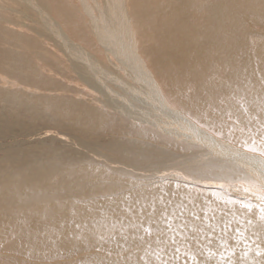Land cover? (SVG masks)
<instances>
[{
  "label": "bare ground",
  "instance_id": "bare-ground-1",
  "mask_svg": "<svg viewBox=\"0 0 264 264\" xmlns=\"http://www.w3.org/2000/svg\"><path fill=\"white\" fill-rule=\"evenodd\" d=\"M25 1L33 7L30 15L41 21L42 29L36 25L39 32H51L60 48L67 49L82 79L107 96L112 105L132 118L153 122L164 133L201 143L220 157L234 159L264 184V29L256 31L250 21L264 28V0H94L88 10H99L100 14L94 27H89L126 67L128 79L124 81L91 52L94 41L75 36L84 38L82 42L89 48L68 38L61 20L54 18L52 2ZM127 17L138 31L141 56L126 42ZM155 72L161 79L155 78ZM91 75L101 77L103 86ZM104 76H109L108 80ZM161 81L182 111L174 110L161 94ZM109 82L120 86L119 90H113ZM125 86L131 93H120ZM61 112L75 122L73 109ZM94 118L90 115L81 120L80 130L96 133L107 129L101 119ZM132 127L123 121L114 129L133 131ZM37 172L20 177L18 188L14 177H9L10 187L0 193V247L24 260L58 256L64 261L89 251L81 263L68 264H190V255L199 251V264H229L225 255L232 251V241H241V236H234L256 220H246L242 215L249 222L240 223L247 227L239 225V229L232 225L239 219L232 212L233 205L217 201L205 209L197 202L182 203L167 196L151 202L134 191L107 201L101 208L92 203L78 204L73 192H84L86 181L64 171ZM8 183L9 179H0V185ZM203 241L211 244L208 249L213 252ZM173 242L178 253H157L160 245L167 243V248H172ZM218 242L223 247H216ZM183 248L190 250L181 253ZM215 252L222 254L216 256Z\"/></svg>",
  "mask_w": 264,
  "mask_h": 264
},
{
  "label": "rangeland",
  "instance_id": "rangeland-1",
  "mask_svg": "<svg viewBox=\"0 0 264 264\" xmlns=\"http://www.w3.org/2000/svg\"><path fill=\"white\" fill-rule=\"evenodd\" d=\"M48 2H52L54 18L57 21L61 20L68 38L85 47L89 46L83 44L84 38L94 41V46L91 45L94 49L89 48L91 52H96L102 66H106L108 71H115L119 80V77L122 81L125 78L128 79L126 67L110 48L101 43L98 33L90 28L94 27L93 24L96 23L100 14L99 10L92 12L88 10V6L94 5V0H48ZM128 7H130L129 4ZM31 9L33 7L25 0H0V179L4 181L9 179L8 184L0 185V193H6L10 187V178L14 177L13 184L18 188L20 177L36 174L40 169L38 174L63 173L64 171L69 176L86 181L85 191L73 192V197L78 204L92 203L98 208L107 201L132 191L151 202L167 196L171 200L178 198L177 201L182 203L197 202L205 209L210 208L217 201L218 204L226 203L228 207L234 206L231 207L232 212L238 214L237 217L242 220L241 222L236 217L237 219L232 221L233 227L235 225L239 229L241 226L247 227L245 224L241 225L249 222L246 221L247 219L260 220L258 224L256 220L253 221L252 226L244 230L243 234L234 236L233 239H239L241 236V241L236 243L232 241L233 249L225 255L227 262L239 264L238 260H240V264L245 262V264H264V219L261 218L264 215V213L261 214V207L264 206V184L262 181L251 171L247 172V169L241 168L240 164L234 163V159L220 157L216 154L217 152L212 153L210 147L201 143L182 139L167 131L164 133L156 125H152L153 122L132 118L112 105L110 101H107L109 100L107 96L82 79L74 64L72 65V61L70 62L72 58L67 54V49L60 48L51 32L46 29L44 33L39 32L36 25L42 29L41 21L30 15ZM127 21L126 42L135 48L133 52H138L141 56L142 51H139V37H137L139 34L136 33L138 31L133 29L128 17ZM250 21L252 28L256 31L264 29L260 24L257 25L256 21ZM129 26L135 31L136 37ZM82 29L86 33L83 34ZM79 35L84 38L76 39ZM143 36L148 37L147 34ZM111 37L114 39L112 35ZM79 39L81 42L78 41ZM150 68L154 71L153 66ZM91 77L97 84L102 85L101 77L97 75H91ZM104 77L106 80L109 78V76ZM156 77L160 78L158 73ZM179 78L182 77L179 76ZM109 83L111 87L113 86V90H119L120 86L114 82ZM159 85L161 94L163 93L170 106L174 110L182 111V107L172 98L162 81ZM120 93H131V90L125 86ZM135 95L137 104L141 105L138 94L135 93ZM113 100L114 97H112V103ZM69 108L75 111L72 113L76 117L75 122L61 112ZM90 115H94L96 120L101 119V123L107 125V129L96 130V133L92 131L85 133L80 130L81 120ZM123 121L133 126V131L114 129ZM110 125L111 129H109ZM79 130L82 132L79 133ZM238 208L241 210L239 211ZM248 208L250 211L253 210L256 216H253L254 214L249 212ZM247 213L251 215L248 216ZM242 215H246L244 216L246 220ZM256 243L261 244L258 247ZM166 244L157 248L159 255L179 252L175 250V242L172 248L168 247L169 249ZM215 244L216 247H223L222 242ZM204 245L208 246L207 250L212 248L209 243ZM188 250L190 249L183 248L180 252L184 253ZM209 251L213 252V249ZM195 252L193 256L190 255V264H195L197 261L199 264L202 261L199 251ZM87 253L90 252H81L64 261L58 256L57 259L43 261L24 260L13 253L5 252L0 247V264H68L71 261L81 263ZM215 253L216 256L222 254V252ZM253 255L255 258H252ZM180 257L178 261L181 260ZM225 263L226 261L220 264Z\"/></svg>",
  "mask_w": 264,
  "mask_h": 264
},
{
  "label": "snow or ice",
  "instance_id": "snow-or-ice-1",
  "mask_svg": "<svg viewBox=\"0 0 264 264\" xmlns=\"http://www.w3.org/2000/svg\"><path fill=\"white\" fill-rule=\"evenodd\" d=\"M261 212L264 213V206L261 207ZM261 218L264 219V215Z\"/></svg>",
  "mask_w": 264,
  "mask_h": 264
}]
</instances>
